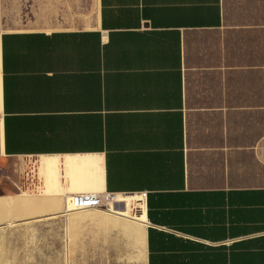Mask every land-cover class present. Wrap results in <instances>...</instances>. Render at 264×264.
<instances>
[{"label": "crops", "instance_id": "1", "mask_svg": "<svg viewBox=\"0 0 264 264\" xmlns=\"http://www.w3.org/2000/svg\"><path fill=\"white\" fill-rule=\"evenodd\" d=\"M104 192L143 264H264V0H0V264Z\"/></svg>", "mask_w": 264, "mask_h": 264}, {"label": "rangeland", "instance_id": "2", "mask_svg": "<svg viewBox=\"0 0 264 264\" xmlns=\"http://www.w3.org/2000/svg\"><path fill=\"white\" fill-rule=\"evenodd\" d=\"M85 217L77 219L80 222H75L72 235L74 242L65 229L68 221L64 216H58L53 226H48L47 230L21 233L16 235V239L67 240V245L56 248L55 252L59 256L58 249L65 250V264H143L141 250L130 245L124 236L129 237L134 246L141 247V244L137 238L133 240L131 235L126 234L125 227L119 224L117 228H111L108 218L94 211L86 213ZM8 253L11 262L13 260L12 264H44L48 256L46 247L7 251Z\"/></svg>", "mask_w": 264, "mask_h": 264}, {"label": "built area", "instance_id": "3", "mask_svg": "<svg viewBox=\"0 0 264 264\" xmlns=\"http://www.w3.org/2000/svg\"><path fill=\"white\" fill-rule=\"evenodd\" d=\"M115 196L109 193H74L70 194L64 200L66 213L74 211H84L86 209H97L112 211L115 203Z\"/></svg>", "mask_w": 264, "mask_h": 264}, {"label": "bare ground", "instance_id": "4", "mask_svg": "<svg viewBox=\"0 0 264 264\" xmlns=\"http://www.w3.org/2000/svg\"><path fill=\"white\" fill-rule=\"evenodd\" d=\"M120 203H123V198L122 196H118L115 198V203H118L119 205ZM136 202V201H135ZM137 203V202H136ZM136 203H130L126 210H123V212L118 211V207H113V210L110 211H102V210H97V209H86L84 211H74V212H70V213H66V211H64V216H69L70 214H75V213H86L88 211H96V212H100L101 214H105V215H111V216H123V217H129L132 216L133 219H138L141 220V208H137V204ZM139 204V203H138ZM139 207V205H138ZM131 218V217H129Z\"/></svg>", "mask_w": 264, "mask_h": 264}]
</instances>
